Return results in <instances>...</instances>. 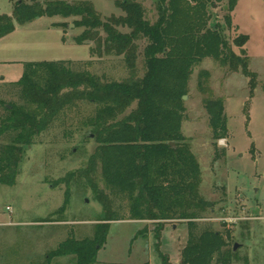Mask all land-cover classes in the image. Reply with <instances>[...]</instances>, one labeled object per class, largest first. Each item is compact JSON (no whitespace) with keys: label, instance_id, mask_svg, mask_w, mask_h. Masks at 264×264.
I'll return each mask as SVG.
<instances>
[{"label":"trees","instance_id":"trees-1","mask_svg":"<svg viewBox=\"0 0 264 264\" xmlns=\"http://www.w3.org/2000/svg\"><path fill=\"white\" fill-rule=\"evenodd\" d=\"M11 15L0 14V39L16 26L36 18H74L82 29L77 43L90 44V59L27 62L14 82L18 102L0 99V187H13L24 151L34 140L59 128L63 139L85 131L96 145L84 167L68 173L61 182L83 181L101 206L102 215L92 238L69 236L52 252L53 257L74 256L76 264H95L106 242L111 222L130 220L153 224L156 238L169 222H186V264H212L226 243L219 233H196V221L208 211L199 193L201 171L188 140L181 132L182 97L194 67L212 59L254 84L243 46L248 37L225 39L222 26L211 24L208 12L224 0H112L120 15L102 17L84 0H9ZM229 26L238 0H225ZM152 13V14H151ZM151 14V15H150ZM119 59L126 76L113 78L92 72L96 64ZM96 60V61H97ZM205 71L198 90L207 88ZM214 139L225 138L227 121L221 99L203 101ZM87 135L84 138H88ZM172 144V145H171ZM70 192L65 191L64 205ZM162 264L165 257L157 249ZM229 255H226V258ZM229 258V257H228ZM142 264H149L148 262Z\"/></svg>","mask_w":264,"mask_h":264},{"label":"rangeland","instance_id":"rangeland-1","mask_svg":"<svg viewBox=\"0 0 264 264\" xmlns=\"http://www.w3.org/2000/svg\"><path fill=\"white\" fill-rule=\"evenodd\" d=\"M90 2L102 17L120 15L112 0ZM149 12L153 0H145ZM12 3L0 0V14L11 15ZM208 12L211 24H220L232 50V41L248 37L243 50L250 79L240 70L231 72L212 59L194 67L188 81L181 132L188 140L201 171L199 193L209 203L196 233L205 230L222 235L229 258L222 252L212 264H264V0H238L231 23H224L226 1ZM152 14V13H151ZM150 14V15H151ZM74 18L41 17L16 26L0 39V99L18 102L14 88L27 62L89 60L90 44L77 43L82 29ZM73 25V27H69ZM92 72L113 78L126 76L119 59L103 63L96 57ZM97 60V61H96ZM207 92L198 90V77ZM221 99L227 121L225 138L214 139L203 101ZM0 108V116L3 114ZM87 130L74 131L63 139L59 128L36 138L24 151L16 184L0 187V264H76L74 256L53 257L57 246L69 236L92 238L102 215L101 206L83 181L61 182L68 173L85 166L96 145ZM87 135V139L84 136ZM70 196L64 205L65 191ZM105 244L98 249L95 264H186L183 250L188 239L186 222H169L155 234L147 222L123 220L108 224ZM237 244L236 250L233 246Z\"/></svg>","mask_w":264,"mask_h":264},{"label":"water","instance_id":"water-1","mask_svg":"<svg viewBox=\"0 0 264 264\" xmlns=\"http://www.w3.org/2000/svg\"><path fill=\"white\" fill-rule=\"evenodd\" d=\"M36 19H38V18H36ZM69 27L71 28V27H73V25H71V26H69ZM183 100H185V96L183 97ZM171 145H172V144H171ZM207 205L209 206V203H208ZM237 247H238V245L235 244V245L233 246V250H236Z\"/></svg>","mask_w":264,"mask_h":264}]
</instances>
